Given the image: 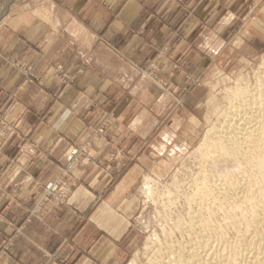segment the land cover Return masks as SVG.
Returning a JSON list of instances; mask_svg holds the SVG:
<instances>
[{
	"label": "rangeland",
	"instance_id": "374dc122",
	"mask_svg": "<svg viewBox=\"0 0 264 264\" xmlns=\"http://www.w3.org/2000/svg\"><path fill=\"white\" fill-rule=\"evenodd\" d=\"M97 1L111 8L112 3L117 5L122 0ZM159 1L164 6L156 14L168 23L170 42L157 47L154 58L145 66L129 61L139 80L144 79L141 83L146 89L155 96L161 90L160 101L152 108L159 119L151 125L145 140H137L118 125L117 108L97 107L81 139L70 133L74 125L71 121L77 122L79 115L64 117L60 150L51 157L55 171H45L27 184L25 200L10 193V203H0V207H5L0 215L5 218L4 211L10 214L7 222L11 227L2 251L12 248L27 224L35 219L45 223L46 215L55 211H73L76 217L68 233H62L59 245L44 253V264H170L180 243L189 245L197 241V236L206 234V223H219L233 236L222 216H226L229 208L221 207L213 215L208 213L210 217L205 214L204 219L192 218L189 209L192 202L193 206L197 202L193 199L197 184L216 188L215 181H223L234 170V166L230 168L235 164L233 161L203 157L207 149L204 138L214 125L224 123L237 101L234 97L238 89L261 86L264 0ZM7 2L12 8L5 19L11 11L25 5L47 10L52 0H0V13ZM99 40L111 46L104 35ZM178 48L182 51L180 55ZM164 59H170L172 66L162 67ZM11 63L21 69L24 85L33 81L47 85L51 73L58 79L61 90L74 84V76L62 61L49 66L43 74L33 71L29 62L12 59ZM57 96L54 93V99ZM4 99L0 92V147L9 145L18 132L17 117L26 116V111H17ZM53 110L54 106L44 103L35 113L46 123ZM96 150H103L105 156L100 157ZM216 162L226 165L219 167ZM236 168L234 172L240 171ZM128 174L133 184L118 188ZM78 189L91 199L88 203L72 202ZM216 194L220 196L217 189ZM181 221L183 226L195 221L200 226L191 232L180 228ZM95 222L99 231H86L81 236L84 227L89 225L93 229L94 225L89 223ZM70 250H74L72 255Z\"/></svg>",
	"mask_w": 264,
	"mask_h": 264
},
{
	"label": "crops",
	"instance_id": "0c3cea01",
	"mask_svg": "<svg viewBox=\"0 0 264 264\" xmlns=\"http://www.w3.org/2000/svg\"><path fill=\"white\" fill-rule=\"evenodd\" d=\"M112 4L109 8L97 0H52L47 10L25 5L11 11L0 22V92L10 107L21 113L26 111L24 119L17 117L20 127L9 145L0 147V203H10V193L17 194L18 200H25L27 184L45 171H55L51 157L60 150L64 117L79 115L77 122L70 120L74 124L70 133L81 139L97 107L117 108L118 125L137 140H145L151 125L159 119L152 108L160 101L161 90L155 96L146 89L141 83L144 79L139 80L129 61L145 66L154 58L157 47L170 42L168 23L156 14L157 10L162 11L164 3L122 0L120 4ZM100 35L110 41V47L99 40ZM181 53L178 48V55ZM12 59L29 62L38 74L62 61L74 76V84L61 90L58 79L51 73L47 85L37 81L24 85L21 69L13 67ZM164 60L162 67L172 66L170 59ZM54 93H58L56 99ZM44 103L54 106L46 123L35 113ZM96 153L100 157L106 154L103 150ZM132 182L128 174L118 188L130 187ZM93 183L106 186L98 181ZM85 194L78 189V196H73L72 202L88 203L91 199ZM3 214L5 218L0 215V264H44V253L59 245L62 233H68L76 217L73 211H55L46 215L45 223L35 219L21 230L12 248L4 252L1 247L11 227L7 222L10 214L5 211ZM98 215L99 219L101 212ZM89 224L94 225L93 229L85 226L81 236L86 231H99L96 222ZM70 252L72 255L74 250Z\"/></svg>",
	"mask_w": 264,
	"mask_h": 264
},
{
	"label": "bare ground",
	"instance_id": "6f19581e",
	"mask_svg": "<svg viewBox=\"0 0 264 264\" xmlns=\"http://www.w3.org/2000/svg\"><path fill=\"white\" fill-rule=\"evenodd\" d=\"M9 7L10 2L3 4L0 21ZM260 84L253 90L238 89L234 97L237 101L234 100L235 105L224 123L212 125L204 138L207 149L203 157H223L226 163H235L230 168L234 166L236 170L238 167L240 171L233 170L228 177L224 176L223 181H215L216 188L197 184L193 197L197 202L194 206L195 202H192L189 209L192 218L204 219L205 214L213 215L221 207L223 210L229 208L226 216H222L226 228L234 234L229 236L219 223L208 225L205 222L206 234L203 232V235L195 236L197 241L189 245L180 243L178 254L170 264H264V75ZM216 189L220 196L216 194ZM196 221L190 222L189 226H183L181 221L180 228H188L192 232L200 226Z\"/></svg>",
	"mask_w": 264,
	"mask_h": 264
}]
</instances>
